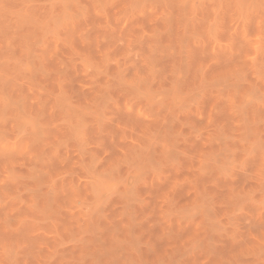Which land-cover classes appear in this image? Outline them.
<instances>
[{"label":"rangeland","instance_id":"374dc122","mask_svg":"<svg viewBox=\"0 0 264 264\" xmlns=\"http://www.w3.org/2000/svg\"><path fill=\"white\" fill-rule=\"evenodd\" d=\"M0 264H264V0H0Z\"/></svg>","mask_w":264,"mask_h":264}]
</instances>
